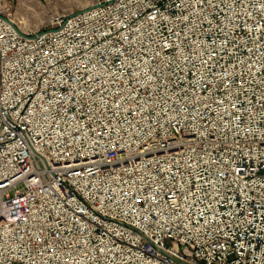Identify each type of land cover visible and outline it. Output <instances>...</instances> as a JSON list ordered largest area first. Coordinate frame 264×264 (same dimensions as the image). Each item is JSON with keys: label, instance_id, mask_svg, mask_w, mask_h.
Listing matches in <instances>:
<instances>
[{"label": "built area", "instance_id": "2783aa9c", "mask_svg": "<svg viewBox=\"0 0 264 264\" xmlns=\"http://www.w3.org/2000/svg\"><path fill=\"white\" fill-rule=\"evenodd\" d=\"M13 10L0 264H264V0Z\"/></svg>", "mask_w": 264, "mask_h": 264}, {"label": "rangeland", "instance_id": "374dc122", "mask_svg": "<svg viewBox=\"0 0 264 264\" xmlns=\"http://www.w3.org/2000/svg\"><path fill=\"white\" fill-rule=\"evenodd\" d=\"M10 1V0H9ZM13 14L26 32L46 27L55 15L76 13L89 8L98 0H11Z\"/></svg>", "mask_w": 264, "mask_h": 264}, {"label": "bare ground", "instance_id": "6f19581e", "mask_svg": "<svg viewBox=\"0 0 264 264\" xmlns=\"http://www.w3.org/2000/svg\"><path fill=\"white\" fill-rule=\"evenodd\" d=\"M12 19H13L14 23L21 24V23H20V20H21V19H19L16 15L12 14ZM21 29H22V28H21ZM22 30H23V29H22Z\"/></svg>", "mask_w": 264, "mask_h": 264}]
</instances>
